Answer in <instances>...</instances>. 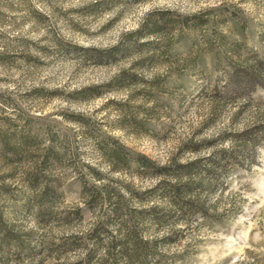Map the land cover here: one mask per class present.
Here are the masks:
<instances>
[{"label": "rangeland", "instance_id": "1", "mask_svg": "<svg viewBox=\"0 0 264 264\" xmlns=\"http://www.w3.org/2000/svg\"><path fill=\"white\" fill-rule=\"evenodd\" d=\"M0 264H264V0H0Z\"/></svg>", "mask_w": 264, "mask_h": 264}, {"label": "trees", "instance_id": "2", "mask_svg": "<svg viewBox=\"0 0 264 264\" xmlns=\"http://www.w3.org/2000/svg\"><path fill=\"white\" fill-rule=\"evenodd\" d=\"M254 71V70H253ZM249 74L250 75H248V74H245V75H241V74H236V75H233V79H235V81L236 82H239V83H241V82H244V83H246V84H249L250 83V80H253V78L255 77H257V74L258 73H256V75L254 74V72H252V71H250L249 72ZM251 77H252V79H251ZM262 134V133H261ZM260 134V135H261ZM248 135V134H247ZM249 135H252L251 137H252V140H249V141H247V142H249V143H251L252 144V142H255L257 139H259V137L260 136H256L255 134H253V132H251ZM246 143V142H245ZM141 163L142 164H144V165H150V164H153V162H151L150 160H148L147 158H145L144 160H141ZM190 167H192V165H190ZM188 169H190V168H188ZM180 186H182V185H174V193H175V196H176V198H180V197H182L181 195V191H180ZM190 185L188 184V187H189ZM114 212L116 213V214H118L119 213V208H116V209H114Z\"/></svg>", "mask_w": 264, "mask_h": 264}]
</instances>
